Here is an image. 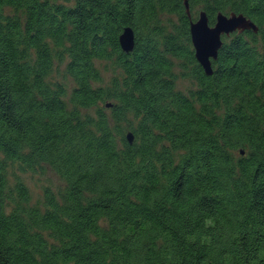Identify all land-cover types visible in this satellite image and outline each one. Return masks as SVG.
I'll use <instances>...</instances> for the list:
<instances>
[{
	"label": "trees",
	"instance_id": "trees-1",
	"mask_svg": "<svg viewBox=\"0 0 264 264\" xmlns=\"http://www.w3.org/2000/svg\"><path fill=\"white\" fill-rule=\"evenodd\" d=\"M187 1L0 0V264H264V0ZM200 10L258 27L209 75ZM45 166L31 202L16 170Z\"/></svg>",
	"mask_w": 264,
	"mask_h": 264
},
{
	"label": "water",
	"instance_id": "water-1",
	"mask_svg": "<svg viewBox=\"0 0 264 264\" xmlns=\"http://www.w3.org/2000/svg\"><path fill=\"white\" fill-rule=\"evenodd\" d=\"M185 11L190 17V8L187 0H184ZM252 30L257 32V25L242 13L230 12L228 14L218 12L213 25L208 22L207 14L200 10L195 20L190 19L189 32L194 56L203 68L205 74L212 73L211 61L217 58L218 50L222 45V36H230L233 32ZM119 44L123 51L129 52L134 46V32L130 26H125L119 35ZM109 106V103L107 104ZM129 142L132 134L126 133ZM243 153V150L240 151Z\"/></svg>",
	"mask_w": 264,
	"mask_h": 264
},
{
	"label": "rangeland",
	"instance_id": "rangeland-1",
	"mask_svg": "<svg viewBox=\"0 0 264 264\" xmlns=\"http://www.w3.org/2000/svg\"><path fill=\"white\" fill-rule=\"evenodd\" d=\"M103 64L104 62H102L99 67L101 68L104 81H106L110 76V68ZM63 70L64 65L55 64L52 78L55 80H63ZM179 73L176 84L177 88L187 91L188 88L192 87V81L189 77L182 75L181 71ZM66 82L71 87V83L68 80H66ZM70 87L68 90H70ZM16 173L22 177L25 185L29 189L31 202H36L41 199L45 187H50L51 189L56 190L63 185L62 179L47 166H45L44 169H37L35 171L20 172L16 170Z\"/></svg>",
	"mask_w": 264,
	"mask_h": 264
}]
</instances>
